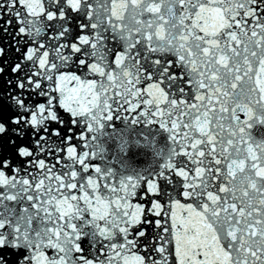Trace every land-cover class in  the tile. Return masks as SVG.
Here are the masks:
<instances>
[{"label": "snow or ice", "instance_id": "snow-or-ice-1", "mask_svg": "<svg viewBox=\"0 0 264 264\" xmlns=\"http://www.w3.org/2000/svg\"><path fill=\"white\" fill-rule=\"evenodd\" d=\"M0 264H264V0H0Z\"/></svg>", "mask_w": 264, "mask_h": 264}]
</instances>
